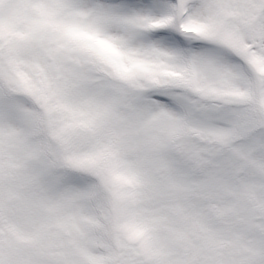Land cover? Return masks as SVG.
<instances>
[{
    "label": "snow or ice",
    "instance_id": "obj_1",
    "mask_svg": "<svg viewBox=\"0 0 264 264\" xmlns=\"http://www.w3.org/2000/svg\"><path fill=\"white\" fill-rule=\"evenodd\" d=\"M0 264H264V0H0Z\"/></svg>",
    "mask_w": 264,
    "mask_h": 264
}]
</instances>
